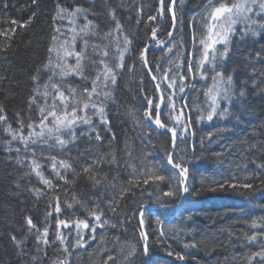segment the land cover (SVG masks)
Instances as JSON below:
<instances>
[{
  "label": "trees",
  "instance_id": "obj_1",
  "mask_svg": "<svg viewBox=\"0 0 264 264\" xmlns=\"http://www.w3.org/2000/svg\"><path fill=\"white\" fill-rule=\"evenodd\" d=\"M57 2L64 7L79 5L87 10L88 19L96 23L101 32L114 26L108 14L109 9H114L125 33L133 39L130 54L125 58L128 67L118 78L114 100L107 103L111 131L98 125L97 130L103 137L98 142L94 136L91 140L87 135L79 136L81 131L87 132L86 127L77 129L79 139L70 153L76 157L77 151L83 153L87 149L92 154L86 157L89 160L93 156H104L105 162L100 167L102 174L107 173L108 183L94 186L82 174L74 186H69L67 199L71 200L72 193L82 198L77 217L86 218V209L98 205L103 210V218L109 221L108 226L97 229L96 241L73 251L70 264H102L104 253L98 251L101 236L104 237L103 245L109 249L113 248L111 241L116 235L120 236L125 249L129 245L139 248L142 244L141 231L149 234V256H138L135 264H246V257L259 250L256 245H249L246 237L264 228V168L257 167L264 165V75L261 74L264 73V61L255 60L256 52L264 48V38L249 36L243 41L234 38L232 42L231 54L224 63V69L226 74L233 75L237 95L232 97L231 104L221 100L217 110L219 113L227 107V114L216 115L212 121L198 119L201 114L206 117L209 110L204 93L211 85L210 79H197L194 86L192 82L185 81V92L179 93L177 89L176 110L164 108L161 113L162 122L169 127H176V117L181 108L185 113L182 118L185 123L189 117L191 119V135L185 141L177 140L176 155L184 156L191 188L196 193L185 194L180 208L171 210L169 207L181 200L182 193L178 198L162 197L169 206L161 207L155 195H150L154 191L153 186H145L148 191L134 188L113 212L108 206V197L114 194L112 184L119 189L133 175L148 171L171 178L158 182L160 193L157 194L168 191L169 184L173 189L177 184L173 178L175 170L167 164V154L172 150L171 135L161 132L155 128L153 121L144 117L147 107L145 94L158 101L159 93L139 59V49L150 42L152 28L157 32L152 43L162 42L168 37L173 24L167 10L170 0H165L163 18L158 14L160 0H36L35 4L33 0H0V30L16 29L12 47L6 50L3 49L5 38L0 36V77L4 78L0 80V105L5 108L13 128L18 127L15 123L17 112L27 123L29 112L26 102L34 87L32 77L48 55L47 49L54 35L52 26L66 29L68 25L67 19L53 21ZM5 3L8 5L6 9ZM203 3L204 0H177L174 35L164 49L148 51L150 66L155 68L159 65L162 70H167L173 63L189 58L193 31L199 32ZM33 13L35 16L31 23L24 27L9 23L16 20L24 24ZM149 16L156 19L149 21ZM83 23L85 21L80 17L77 24ZM168 47H172L173 51L168 52ZM133 64L135 70L129 71ZM253 68L256 69L254 76L250 74ZM141 77L144 92L140 91ZM46 79L47 76L42 75V82ZM71 83L82 85L79 80ZM242 89L245 95L240 97L238 93ZM185 102L187 107H184ZM32 115L34 118L35 109ZM113 133L115 139L112 138ZM209 133H212L211 138ZM177 134H180L179 127ZM9 139L0 132V264H33L31 257H43V252H37L35 238L26 234L25 217L31 216L34 222L42 223L46 201L38 200L29 191L32 186L41 185L34 174L25 175L28 172L26 167L17 164L16 149L20 148L21 157L24 150L17 142L8 144ZM39 152L40 149H37V154ZM44 154L59 155L48 149L44 150ZM112 154L117 157L115 164L110 162ZM45 175H49L47 170ZM60 183L63 185L62 181ZM244 183H251L252 188L229 186ZM60 194L61 200L65 199L62 189ZM141 203L156 206L146 208L143 228L139 224V216L134 215L135 208ZM92 220L89 218L90 223ZM253 221L257 223V228L252 227ZM161 231L164 236L160 235ZM10 234L25 240L24 254L13 244ZM49 239H54L51 230ZM69 239L74 243L71 237ZM169 251L173 255L169 256ZM46 252L43 264L64 259L62 249L55 244L49 246ZM176 253L183 255L184 259H178ZM116 254L120 255L119 252Z\"/></svg>",
  "mask_w": 264,
  "mask_h": 264
},
{
  "label": "snow or ice",
  "instance_id": "obj_2",
  "mask_svg": "<svg viewBox=\"0 0 264 264\" xmlns=\"http://www.w3.org/2000/svg\"><path fill=\"white\" fill-rule=\"evenodd\" d=\"M134 2V0H133ZM36 0H33V4ZM176 0H170L168 11L172 13L173 30H175V12L173 6ZM8 7L7 3L4 8ZM203 12L200 16V28L197 33L193 31L192 51L189 58L173 63L167 70H162L159 65L155 68L149 65L147 53L150 45L145 44L139 49V59L150 80L154 82V88L159 93L158 101L155 97L145 94L144 99L147 107L144 110L146 120L153 121L160 129L171 133V148L167 154V164L174 171L173 178L177 184L175 189L169 184V190L160 193L159 183L168 178L164 175L156 174L152 171L133 175L125 185L119 189L112 184L114 194L109 196V208L115 212L120 202L132 192V189L139 188L148 191L145 186H153L154 191L150 195H155L156 202L161 207H168L169 204L162 200V197L169 199L178 198L180 193L195 194L196 190L191 188L189 180V168L186 166L183 155H176L178 148L177 140L185 141L191 133L189 128L191 119L187 122L182 119L185 116L183 108L179 109L176 117V127H169L161 120V109L176 110L177 89L179 93L185 92V81L193 83L199 79L203 81L211 80V85L207 88L204 95L207 98L208 111L205 115L201 114L198 119L212 121L214 116H224L229 109L224 108L218 113L220 101L232 103V97L237 93L234 90L233 75L226 74L224 63L229 59L234 38L243 41L249 36H262L264 38V0H204L201 5ZM165 10V0H160L159 15L163 18ZM87 10L79 5L75 7H64L59 2L56 4V15L53 21H64L67 19L68 25L65 28L54 27V35L51 37L45 62L38 68L32 80L34 87L32 94L27 100L28 118L27 123L21 118V113H15V123L17 128L8 120L6 110L0 105V132L7 137L8 144L17 142L23 147V156L18 153L17 164L26 167L27 176L33 174L37 178L40 187L32 186L29 191L35 197L45 199L46 211L42 223L34 222L31 216L25 217L26 234L33 236L36 241L37 252H43V257L33 255V264H43V259L47 257L46 249L55 244L62 249L64 259H57L53 264H70V257L77 248H84L90 242L97 240V229H103L109 225V221L103 218V210L98 205L87 208L86 218L76 216L77 210L82 206V198H77L75 193L71 194V200L67 199L69 186L75 185L76 180L83 174L91 183L96 186L101 183H108L107 173L102 174L101 165L105 162L104 156H93L90 160L86 157L92 155L89 150L85 152L77 151V156L73 157L70 153L78 142L77 129L85 128L87 132L81 131L79 136L87 135L91 140L94 136L96 141H102L103 137L97 130L98 125H103L111 131V125L107 119V103L114 100L113 92L122 75L124 69L128 67L125 63L126 55L130 54L133 39L125 33L122 24L116 18L115 10L109 9L108 14L113 22V27L108 31L101 32L99 26L88 19ZM35 13L29 17L24 24H19L16 20H10V25L24 27L30 24ZM83 17L85 23L77 24V20ZM149 21H154L155 16H149ZM195 22V17L193 18ZM139 23V20L137 21ZM16 29L9 27L7 30H0V36L5 38L3 49L12 47L11 41ZM156 29H151V38L156 39ZM168 35L171 37L172 32ZM163 43V42H160ZM168 52L173 48L168 47ZM179 58V55H178ZM255 60L264 61V48L256 52ZM171 63V62H170ZM133 64L129 71H134ZM256 69L253 68L251 75H255ZM264 75V73H261ZM42 75L47 79L42 82ZM4 79L0 77V80ZM79 80L80 86H74L71 81ZM255 85V81L253 82ZM143 77H141L140 91L144 92ZM163 85V88H162ZM238 95H245L242 89ZM184 107H187L185 102ZM35 109V117L32 112ZM177 127L180 134H177ZM211 138L212 133H209ZM115 139V134H112ZM255 147V146H253ZM37 149H40L37 154ZM52 150L59 155H45L44 150ZM11 150V149H10ZM46 161L47 163H42ZM110 162L117 163V157L110 155ZM264 168V165H258ZM79 169V170H78ZM49 175H45V171ZM69 176L72 178L69 179ZM63 182L61 185L60 182ZM232 188L242 187L252 188L251 183L241 185L231 184ZM223 187V185H220ZM63 190L65 199L61 200L60 190ZM215 190V189H211ZM147 205L139 204L134 215L140 217L139 224L144 223V213ZM89 218H93L89 222ZM54 222V228H53ZM115 227V225H111ZM253 228H257V223L253 221ZM51 235L54 239H49ZM164 236V232H160ZM74 240V243L69 238ZM87 237V238H86ZM13 244L21 249L23 253L24 239H18L16 235L10 234ZM142 244L139 248L136 245H129L124 248L120 236H114L111 243L113 248L109 249L103 245L104 237L101 236L98 242V251L104 253L102 264H135L138 256H149V234L140 232ZM249 245H256L259 250L253 251L246 257V264H264V228L259 232H254L246 237ZM58 242V243H57ZM139 243V241H138ZM188 247V245H185ZM195 247V244H192ZM116 252H119L118 256ZM168 255H173L169 251ZM178 259L183 260L184 256L176 253ZM149 264V262H146Z\"/></svg>",
  "mask_w": 264,
  "mask_h": 264
},
{
  "label": "water",
  "instance_id": "obj_3",
  "mask_svg": "<svg viewBox=\"0 0 264 264\" xmlns=\"http://www.w3.org/2000/svg\"><path fill=\"white\" fill-rule=\"evenodd\" d=\"M176 1H177V0H176ZM175 5H176V3H175ZM175 5L173 6V11H174V12H175ZM170 14H171V16H172V13H170ZM171 32H172V35H173L174 30L172 29ZM170 38H171V37L169 36V38H168L164 43H160V44H158V45L149 44V45H150V48H149V49H161V48H163V47L167 44V42H168V40H169ZM151 40H152V38L150 39V41H151ZM148 77H149V75H148ZM149 78H150V77H149ZM162 110H163V106H162L161 112H162ZM154 126H155V128L159 129L160 131H162V132H166V130H164V129H160L155 123H154ZM170 134H171V133H170ZM183 196H184V193H182V198H183ZM181 202H182V199H181L180 202H178L177 204L171 206L170 208H172V209H178V208L181 206ZM148 207H154V205H147L146 208H148ZM139 218H140V217H139ZM141 228H143V226H142Z\"/></svg>",
  "mask_w": 264,
  "mask_h": 264
},
{
  "label": "rangeland",
  "instance_id": "obj_4",
  "mask_svg": "<svg viewBox=\"0 0 264 264\" xmlns=\"http://www.w3.org/2000/svg\"><path fill=\"white\" fill-rule=\"evenodd\" d=\"M172 29H173V24H172V27H171ZM171 29V30H172ZM173 35H174V33H173ZM151 38V37H150ZM169 38V35H168V37L164 40V41H162L163 43L167 40ZM149 41H150V39H149ZM148 44H153V45H158L159 43L157 42V43H152L151 41L148 43ZM169 43H167L163 48H161V49H154V50H162V49H164L167 45H168ZM149 50H151V49H149ZM152 82V81H151ZM153 83V85H154V82H152Z\"/></svg>",
  "mask_w": 264,
  "mask_h": 264
},
{
  "label": "bare ground",
  "instance_id": "obj_5",
  "mask_svg": "<svg viewBox=\"0 0 264 264\" xmlns=\"http://www.w3.org/2000/svg\"><path fill=\"white\" fill-rule=\"evenodd\" d=\"M52 29H54V26H52ZM172 37H173V35L171 36V38H172ZM171 38L168 40V42H167V43H169V42H170ZM154 207H156V206L154 205Z\"/></svg>",
  "mask_w": 264,
  "mask_h": 264
}]
</instances>
